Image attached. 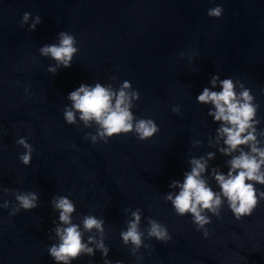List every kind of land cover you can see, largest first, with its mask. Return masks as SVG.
<instances>
[{"label": "clouds", "instance_id": "9594fccd", "mask_svg": "<svg viewBox=\"0 0 264 264\" xmlns=\"http://www.w3.org/2000/svg\"><path fill=\"white\" fill-rule=\"evenodd\" d=\"M223 9L220 6L208 10L210 17L219 18ZM32 18L31 13L25 12L22 15L20 26L28 24ZM42 22L39 15L35 16L33 22L29 25L30 31H35L37 25ZM59 42L46 44L39 49L42 56L50 57L56 61L55 67H49L48 71L55 74L59 67L68 68L72 64L74 55L78 52L76 39L68 32L61 31L58 34ZM218 76H213L211 84L216 86ZM221 91H211L205 87L197 96V101L201 104L211 103L215 111L209 112L215 121L222 122L218 133L224 137V144L227 146L220 149L225 155H231L239 149V155L232 156L228 162L230 167L227 175L213 170L216 183L220 191L214 192L207 185L202 174L206 171L207 160L192 159L191 171L184 174L183 183L172 181L170 188H178L177 194L168 193L164 199L171 202L175 212L179 216L190 214L192 222L196 225L197 231H203L205 237L209 232L206 225L211 223L208 213L219 217L221 209L226 199L227 204L234 217L237 220L252 214L258 206L260 200H264V191L256 188V184L264 185V148L258 147L259 141L256 136L255 124L259 121L254 120L258 105L252 103L253 97L250 90L244 88L239 96L234 91L233 80L223 79L219 81ZM71 102V108H65L63 116L68 124L76 123V113H80L79 119L84 122L85 126H90L94 121L98 127L96 133L86 134V139L91 137L93 143L97 139L105 143L114 136L120 134L134 133L137 139L141 141L152 138L159 127L152 119L137 118L133 112V101L139 99V92L132 88L129 81H124L118 90H113L111 85L105 87L100 83L95 86L80 84L78 88L71 91L67 97ZM178 112L177 108L173 109ZM250 130V131H249ZM26 151L20 155L19 159L27 166L31 163L32 146L26 138H19L16 141ZM247 145L249 151H244L241 146ZM213 154H208V159H212ZM254 182V183H253ZM5 191H8L5 189ZM17 207L13 208L10 215H15L21 209L30 211L38 206V195L36 192H13ZM54 210L59 212V221L61 225L57 226L54 231L59 242L52 244L48 248L49 255L54 259L56 264H71V261L78 259L81 255L94 256L95 251L102 253L107 257L109 249L103 241V223L102 219L95 216L87 215L82 223L85 231L96 229L101 234V239L97 241L95 237H89L88 242L82 241V232L79 225L72 223L71 214L75 211L74 203L65 196L52 198ZM4 208L9 207V202L5 201L2 205ZM141 210L137 209L132 212V219L128 221L126 231L120 233L125 245H133L132 255L145 246L143 243L144 233L140 231ZM147 237L155 238L158 241L167 242L171 239L165 225L149 218L148 219ZM95 243L96 249L89 247V244ZM104 264H112L108 259H104ZM116 264H121L117 261Z\"/></svg>", "mask_w": 264, "mask_h": 264}]
</instances>
